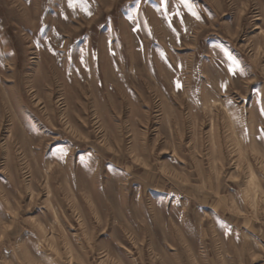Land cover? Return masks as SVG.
I'll list each match as a JSON object with an SVG mask.
<instances>
[{
    "label": "rangeland",
    "instance_id": "rangeland-1",
    "mask_svg": "<svg viewBox=\"0 0 264 264\" xmlns=\"http://www.w3.org/2000/svg\"><path fill=\"white\" fill-rule=\"evenodd\" d=\"M0 264H264V0H0Z\"/></svg>",
    "mask_w": 264,
    "mask_h": 264
},
{
    "label": "snow or ice",
    "instance_id": "snow-or-ice-1",
    "mask_svg": "<svg viewBox=\"0 0 264 264\" xmlns=\"http://www.w3.org/2000/svg\"><path fill=\"white\" fill-rule=\"evenodd\" d=\"M76 6V0H69V7L71 8H74ZM89 15H91V13H89ZM177 15H179V13H177ZM198 18V17H197ZM230 60L232 61L231 65L229 66V69L228 71L233 74V75H236L237 74V71L240 70L241 74H243V70L240 69V62L235 60L234 58L230 57ZM83 62V61H81ZM176 87L177 89H180L182 87V85L177 82L176 83ZM227 87V84L226 83H223L221 84V88H226ZM64 155H67V152L64 153ZM63 158V157H61Z\"/></svg>",
    "mask_w": 264,
    "mask_h": 264
}]
</instances>
